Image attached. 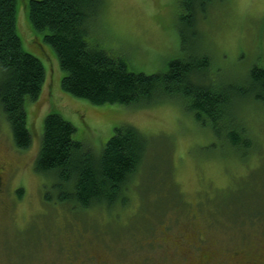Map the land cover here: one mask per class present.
<instances>
[{"label":"rangeland","instance_id":"rangeland-1","mask_svg":"<svg viewBox=\"0 0 264 264\" xmlns=\"http://www.w3.org/2000/svg\"><path fill=\"white\" fill-rule=\"evenodd\" d=\"M29 1L17 0L19 36L46 78L26 101L28 149L15 146L0 107V264H264V102H236L251 142L240 156L212 146L213 134L182 99L127 107L76 98L61 88L64 73L44 33L31 28ZM208 13L193 46L211 57L217 80L245 85L253 67L264 68V0H213ZM178 16V0H107L87 39L131 71L164 73L191 49L182 46ZM50 113L71 122L75 139L97 154L122 125L151 139L145 181L132 179L124 204L71 213L54 191L44 202L51 180L35 162Z\"/></svg>","mask_w":264,"mask_h":264},{"label":"trees","instance_id":"trees-1","mask_svg":"<svg viewBox=\"0 0 264 264\" xmlns=\"http://www.w3.org/2000/svg\"><path fill=\"white\" fill-rule=\"evenodd\" d=\"M106 1L30 0L27 5L31 28L44 33L43 40L54 50L64 73L63 92L95 106L130 107L169 97L182 99L195 120L213 134L212 146H227L240 156L247 154L251 142L236 102L245 97L264 102V68L253 67L242 86L216 79L218 70L211 57L192 44L198 39L199 20L208 16L213 0H178V31L183 48L189 49L191 43V49L186 58L171 61L166 72L155 74L131 71L123 58L89 43L88 25ZM0 69V107L15 146L25 150L32 143L26 101L40 95L46 69L23 48L17 0H0ZM75 134V126L59 113L44 119L35 162L36 173L51 180L45 187L44 202H52L54 191L56 202L71 213L124 204L132 179L138 176L139 183L145 181L142 171L151 139L131 125H122L114 128L97 154L76 140ZM236 212L233 207L235 217L239 216Z\"/></svg>","mask_w":264,"mask_h":264},{"label":"flooded vegetation","instance_id":"flooded-vegetation-1","mask_svg":"<svg viewBox=\"0 0 264 264\" xmlns=\"http://www.w3.org/2000/svg\"><path fill=\"white\" fill-rule=\"evenodd\" d=\"M2 170H3V168L0 167V171H2ZM0 182H1V177H0Z\"/></svg>","mask_w":264,"mask_h":264}]
</instances>
